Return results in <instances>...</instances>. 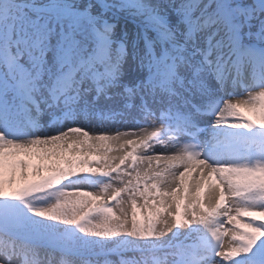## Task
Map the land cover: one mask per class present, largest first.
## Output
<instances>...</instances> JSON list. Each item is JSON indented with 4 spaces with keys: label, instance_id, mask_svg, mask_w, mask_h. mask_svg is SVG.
Returning a JSON list of instances; mask_svg holds the SVG:
<instances>
[{
    "label": "rangeland",
    "instance_id": "rangeland-1",
    "mask_svg": "<svg viewBox=\"0 0 264 264\" xmlns=\"http://www.w3.org/2000/svg\"><path fill=\"white\" fill-rule=\"evenodd\" d=\"M188 1L0 0V264H152L150 253L112 258L110 251L161 244L170 247L157 264H170L197 249L203 261L211 258L210 264H225L210 255V249L221 245L219 235L237 223L245 228L258 223L241 220L245 211L248 215L259 210L256 217L264 221V200L239 209L225 203L222 216L221 209L214 207L217 200L238 195L247 186L261 194L264 186L257 183L264 178L247 164L221 170L203 162H184L175 152L171 164L159 157L140 159L138 154L147 151L144 139L140 141L148 135L144 129L128 133L132 135L118 132L133 119L135 108L130 103L137 97L158 105L160 95L165 104L190 109L192 102L216 95L207 68L202 72L191 60L198 58L189 45L202 42L204 47L216 40L218 30L208 23L210 19L224 14L233 26L229 25V39L239 45V52L246 44H264V7L255 0L222 1L196 12L187 7ZM13 2L26 3V7ZM240 5L250 12L249 33L244 31ZM158 16L169 24L171 40L155 45L157 59L152 60L136 33L139 27L132 22L136 17L139 22H155ZM102 19H120L124 35L96 56L93 33L102 29ZM236 25L241 32L234 31ZM7 33L13 34V40L5 43ZM172 42L184 45L174 49ZM8 60L13 63L12 76L4 64ZM169 63L171 70L166 69ZM20 76L38 105L27 101L18 83ZM247 92L238 99L245 103L246 112L261 99ZM188 148L191 145H184ZM169 168L176 172L172 179L178 178L176 185L162 177ZM213 170L217 173L212 174V182L218 183L214 197L210 202L206 198L209 186L204 179L191 189L194 197L190 200L184 174H190L189 180ZM87 175L92 176V183ZM170 190H174L171 195ZM163 192L165 201H161ZM21 234L33 245L17 240ZM41 241L90 256L62 261L52 257L61 255L56 250L40 248L37 243ZM242 248L237 242L231 250ZM105 253L108 256L100 257Z\"/></svg>",
    "mask_w": 264,
    "mask_h": 264
},
{
    "label": "bare ground",
    "instance_id": "bare-ground-1",
    "mask_svg": "<svg viewBox=\"0 0 264 264\" xmlns=\"http://www.w3.org/2000/svg\"><path fill=\"white\" fill-rule=\"evenodd\" d=\"M241 103L245 107V103H243V102H241ZM185 140L186 139H183V138H180V140H177V141L173 139V141H167L165 143L166 146H164V147H160V145H158L159 146L158 147L155 145L156 147H154V149H156V150H154L151 153L145 154V155L142 153L138 157H140V159L144 158V159H148V160H150L151 158H154V157H159V160H161V162L171 164L174 161V158H172L174 156L172 154H174L173 152H175L176 154L182 155L184 157V159L182 161H184V162L187 161V162L193 164L195 162V157L193 156V154L188 153L187 151L186 152L184 151L183 142ZM174 143L176 145L173 146ZM188 165H186V166H188ZM173 169L174 168H169L168 171H166L162 174V177L163 178L166 177L169 182L170 181L174 182V185H176L178 183V178H177V180L176 179L172 180L173 176L176 175V172ZM216 173H217V170H213L212 172H210V174L205 173L204 175H201V176L197 175L195 177H191L189 180H188V178L190 177V174L185 173L183 176V181H184V187L187 186L186 187L187 192H189L188 198L190 200L193 199L194 194L191 192V189H196V186H198V183L204 182V179H206V185L209 186V190H208L206 198L209 199V202H210L212 197H214V195L217 193V184L218 183H215V182L213 183L212 179H211V177L213 179L215 178V177H213L212 174H216ZM187 180H188V182H187ZM162 183L165 185V190H167V181H164ZM195 184H196V186H195ZM214 184H216V187H214ZM179 190H180V186H179V189L177 190V192ZM173 191L174 190H170L168 193H170V195H171ZM166 198H167L166 193L163 192V195L161 196V201H165ZM231 234L234 235V234H237V232L232 231ZM223 246L224 247H222V249L227 250L232 246V242H230V240L228 238H226ZM223 250H222V252H223Z\"/></svg>",
    "mask_w": 264,
    "mask_h": 264
}]
</instances>
